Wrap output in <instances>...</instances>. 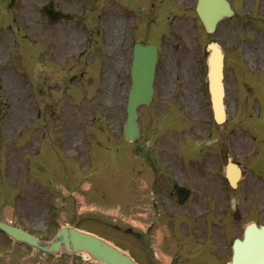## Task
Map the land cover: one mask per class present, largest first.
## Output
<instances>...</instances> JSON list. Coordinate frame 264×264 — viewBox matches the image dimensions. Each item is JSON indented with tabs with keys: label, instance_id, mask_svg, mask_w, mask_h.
I'll return each mask as SVG.
<instances>
[{
	"label": "rangeland",
	"instance_id": "374dc122",
	"mask_svg": "<svg viewBox=\"0 0 264 264\" xmlns=\"http://www.w3.org/2000/svg\"><path fill=\"white\" fill-rule=\"evenodd\" d=\"M47 1L15 0L8 8L0 1V218L47 241L59 227L76 225L136 252L140 264H152V259L165 264L172 257V264H179L178 255L180 264H197L195 258L186 260L179 235L193 242L197 256L213 258L215 264L228 259L234 237L252 221L264 223V174L254 176L259 165L251 149H258L264 166V121L259 129L247 121L258 122L261 112L252 111L249 102L243 116L240 100L233 101L229 92V121L221 127L213 123L206 45L217 40L227 51L229 91L241 79L240 67L250 82L259 79L250 68L263 58L264 28L236 18L208 33L196 0H172L176 9L165 14L174 18L170 21H163V14L154 19L160 0H88L93 7L88 10L77 0H55L76 19L53 25L42 12ZM134 39L159 46L155 94L150 105L139 109L140 146L159 151L167 174L194 190L178 210L169 191L157 198L156 192L142 189L144 174L135 182L139 192L131 194L136 174H128V156L137 169L144 156L132 148L128 155L123 137ZM236 103L240 112L234 115ZM223 147L246 170L238 190L223 176L227 154L217 152ZM170 153L177 158L174 165ZM162 208L167 223L157 218ZM131 211L136 212L133 219ZM171 217L182 218L181 226ZM132 224H137L136 238L125 232ZM0 254L5 255L0 264H97L82 253L46 256L1 232Z\"/></svg>",
	"mask_w": 264,
	"mask_h": 264
},
{
	"label": "water",
	"instance_id": "95a60500",
	"mask_svg": "<svg viewBox=\"0 0 264 264\" xmlns=\"http://www.w3.org/2000/svg\"><path fill=\"white\" fill-rule=\"evenodd\" d=\"M46 13L50 10L46 6ZM196 11L208 32H213L220 20L232 14L227 0H197ZM59 16L57 15L56 18ZM208 81L209 92L214 118L218 123L225 121L224 84H223V52L216 42L208 46ZM157 50L154 44L142 45L137 43L134 48L132 65V87L129 91L127 105V122L124 136L128 141L140 137L137 109L143 104H149L154 93L153 81ZM230 183L235 186L238 173L233 175L230 167L227 172ZM178 192H183L179 188ZM186 195V194H184ZM185 197L182 198L184 201ZM0 229L18 241L47 253L83 251L88 253L99 264H137L126 252L118 249L106 240L91 233L83 232L72 226L62 227L52 241L41 239L12 227L0 221ZM233 259L227 264H264V225L258 227L251 224L246 227L243 240L236 239L233 246Z\"/></svg>",
	"mask_w": 264,
	"mask_h": 264
},
{
	"label": "flooded vegetation",
	"instance_id": "af4514ba",
	"mask_svg": "<svg viewBox=\"0 0 264 264\" xmlns=\"http://www.w3.org/2000/svg\"><path fill=\"white\" fill-rule=\"evenodd\" d=\"M82 1H83V3L80 2V4H82L83 10H85V6H86L85 1L86 0H82ZM166 1L167 0H164V1L160 0L159 7H158L160 12H159V14L155 15V18H154L155 20H159V18L161 17V14H163V17L166 18L165 14H167V12L170 11V10H168L170 7L173 8V9H171L172 11H174L176 9V8H174V6L176 5V3L174 1L170 0L169 3H166ZM229 1L231 3L232 8L234 9L235 13H234V16H232L231 18H228V19H236V18L237 19H245L246 22L256 21V22H258V24L259 23L261 24L260 27L264 28V0H229ZM67 6H68V4L66 3L65 7H67ZM56 7L58 10L63 9L58 4H56ZM69 7H70V5H69ZM162 7L165 8V13H162ZM172 11H170V12H172ZM68 12H70V11H68ZM174 14H176V13H174ZM171 18H172V16L169 19H171ZM74 19H76V16L73 13L72 18L64 20V21H71ZM172 19H174V18H172ZM106 20H111V18L108 17ZM61 21H59V22H61ZM246 22H243V23H246ZM58 23H54V24H58ZM262 46L264 48L263 41H262ZM263 59H264V54H263V58L261 57L259 59V61L255 63L256 65L253 67L254 69L250 68V71H252L251 72L252 74H256L259 72L260 76H259V79L256 80L257 82H250L248 76H246V70L243 69V67H240L241 79L238 81L239 83L234 84L235 86L237 85L236 88H234V85H233L232 87H229V91H228L227 85H226L227 94L231 93L234 101L240 100L241 106L245 107L246 110L249 109V102H251L252 104H256L260 107V109H259L260 112H264V66H263L264 63L262 62ZM227 60L228 59L226 58V64H227ZM226 67H227V65H226ZM244 67L249 69L245 64H244ZM251 79L255 80L254 78H251ZM217 152L222 157H224L225 154L230 153V151H228V149L226 147L217 148ZM211 153L214 154V150H211ZM145 154L147 157L143 158V160L141 161V163H140L141 168L136 170V168H134L133 164H131V169H130V171L136 170L139 174L141 173V174H144V176H146V178H144V181H145L144 185L145 186L142 189L145 191L149 190V191L156 192L157 198H159L164 193H167L169 191V193L176 200H178L177 195H176V185L178 183H177L176 179L174 180L175 175L173 174L174 176H173V178H171V175L167 174L168 172H167L166 162H162V160L158 156L159 152L158 151L157 152L147 151ZM256 155H257V161L259 163H262V157L259 156L258 150H257ZM221 160H223V158H221ZM220 162L222 163V161H220ZM244 171L246 172L245 169H244ZM176 204H177V201H176ZM175 207H177L176 208L177 210L180 208V206H175ZM153 208H157V205L153 204ZM163 213H166L165 209H163V211H161V214L158 213L159 217L163 218V216H162ZM135 215H136L135 211L134 212L131 211V213L129 214L130 217H134ZM171 219L177 220V219H179V217L178 218L171 217ZM127 234L133 235V229L132 228L127 229ZM181 246L186 249L188 247H191V244L187 243L185 246V244L181 242ZM3 256H4V254H0V258ZM178 256H177V261L179 262ZM190 259L194 260V257L187 255L186 260L189 261ZM195 259H197V262H196L197 264H215L213 262V258L195 257ZM180 260H182V259L180 258ZM179 264H180V262H179Z\"/></svg>",
	"mask_w": 264,
	"mask_h": 264
},
{
	"label": "bare ground",
	"instance_id": "6f19581e",
	"mask_svg": "<svg viewBox=\"0 0 264 264\" xmlns=\"http://www.w3.org/2000/svg\"><path fill=\"white\" fill-rule=\"evenodd\" d=\"M1 50H2V48L0 47V54H1ZM233 170H234L235 173H236V168H234ZM160 231H161V227H160ZM162 237H163V236H162ZM159 238H160V236H159ZM161 241H162V239H161ZM82 254L86 256V259L90 260L91 262L96 263V260H95L94 258H92V257H91L89 254H87L86 252H83ZM168 262H169V259H168V261H166L165 264H168Z\"/></svg>",
	"mask_w": 264,
	"mask_h": 264
}]
</instances>
